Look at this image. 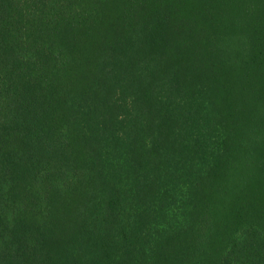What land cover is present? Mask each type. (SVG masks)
<instances>
[{
    "label": "trees",
    "instance_id": "trees-1",
    "mask_svg": "<svg viewBox=\"0 0 264 264\" xmlns=\"http://www.w3.org/2000/svg\"><path fill=\"white\" fill-rule=\"evenodd\" d=\"M185 258L264 264V0H0V264Z\"/></svg>",
    "mask_w": 264,
    "mask_h": 264
},
{
    "label": "rangeland",
    "instance_id": "rangeland-1",
    "mask_svg": "<svg viewBox=\"0 0 264 264\" xmlns=\"http://www.w3.org/2000/svg\"><path fill=\"white\" fill-rule=\"evenodd\" d=\"M235 175L237 176V178L238 179H240V172L239 171H237L236 173H235ZM222 195V194H221ZM222 197H223V195H222ZM216 200H217V198H216ZM218 201V200H217ZM179 264H189V262L187 261V259L185 258V260L184 261H181Z\"/></svg>",
    "mask_w": 264,
    "mask_h": 264
}]
</instances>
